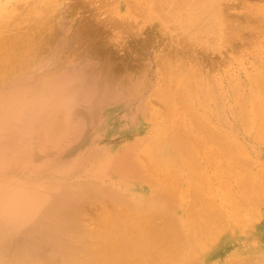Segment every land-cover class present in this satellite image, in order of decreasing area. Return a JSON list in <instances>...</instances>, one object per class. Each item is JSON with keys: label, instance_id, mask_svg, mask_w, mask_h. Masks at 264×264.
I'll use <instances>...</instances> for the list:
<instances>
[{"label": "rangeland", "instance_id": "obj_1", "mask_svg": "<svg viewBox=\"0 0 264 264\" xmlns=\"http://www.w3.org/2000/svg\"><path fill=\"white\" fill-rule=\"evenodd\" d=\"M0 38V264H264V0H0ZM219 93L245 134L212 120ZM128 155L143 183L117 172ZM208 210L217 238L194 234Z\"/></svg>", "mask_w": 264, "mask_h": 264}, {"label": "bare ground", "instance_id": "obj_2", "mask_svg": "<svg viewBox=\"0 0 264 264\" xmlns=\"http://www.w3.org/2000/svg\"><path fill=\"white\" fill-rule=\"evenodd\" d=\"M3 37V36H2ZM21 38V37H20ZM1 39V38H0ZM5 39V38H4ZM70 40V39H69ZM10 43V42H9ZM1 45V44H0ZM16 45V44H15ZM17 45H19V44H17ZM6 46H7V43H6ZM12 46V45H11ZM8 48V47H7ZM185 77V76H184ZM177 79H179V78H177ZM182 79V78H181ZM174 81H175V79H174ZM182 81V80H181ZM185 81H187V80H184V82ZM184 82H182V83H184ZM172 83H173V80H172ZM179 83H181L180 82V80H179ZM261 85L262 84H264V82L261 80L260 82H259ZM249 84V83H248ZM254 84V83H253ZM173 85V84H172ZM188 85V84H187ZM202 86H203V84H202ZM253 86V85H252ZM173 87V86H172ZM154 88V87H153ZM171 88V87H170ZM175 88V87H174ZM178 88V87H177ZM258 88V87H257ZM172 89V88H171ZM215 89V88H214ZM175 90V89H174ZM184 90H185V88H184ZM236 90V89H235ZM234 90V91H235ZM211 91V90H210ZM217 90L215 89V92H216ZM229 91H231V90H229ZM261 91V90H260ZM157 92H160L159 90L157 91ZM148 94H149V92H147ZM176 93V92H175ZM185 93V92H184ZM194 93V92H193ZM196 93V92H195ZM179 94V93H178ZM190 94V93H189ZM199 94V93H198ZM244 94H245V92H244ZM165 95V94H164ZM193 95H196V94H193ZM214 95V94H213ZM142 96V95H141ZM153 96V95H152ZM163 96V95H162ZM161 96V97H162ZM200 96V95H199ZM225 96V95H224ZM247 96V95H246ZM164 97V96H163ZM177 97V96H176ZM175 97V98H176ZM179 97V96H178ZM216 98H213V99H215L216 100V102L217 101H219V99H220V102H217L216 103V107L211 111L212 112V115H211V118H212V120H216V121H218L219 122V124L220 125H223V126H225V127H227V126H229V128L231 129V134H232V132L233 131H235L236 132V135H238L239 136V134L241 135V131H242V133L243 134H245L246 133V128H245V124H246V119H245V117H244V115L242 114L241 116L240 115H238L237 113H238V111H235L236 112V114L233 112V109H232V107H230L229 108V106H225V105H223V103H222V99H223V97H222V95L219 93V94H216V96H215ZM254 98V96L253 95H251L250 97H249V95H248V99H253ZM152 98V97H151ZM160 98V97H159ZM158 98V99H159ZM165 98V97H164ZM175 98H173V99H175ZM181 98V97H180ZM194 98V97H193ZM208 98H209V95H208ZM247 99V98H246ZM144 100V99H143ZM192 100V99H191ZM175 101V100H174ZM177 101V100H176ZM165 102H166V100H165ZM178 102H179V99H178ZM177 102V103H178ZM200 102H202V101H200ZM237 102H239V104L241 105V107L244 105L243 104V102L239 99ZM236 102V103H237ZM256 102V101H255ZM204 103V102H203ZM179 104V103H178ZM205 104V103H204ZM210 104V103H209ZM247 104V103H246ZM256 104V103H255ZM161 105V104H160ZM183 105V104H182ZM195 105V104H194ZM197 105V104H196ZM210 106H211V104H210ZM231 106V105H230ZM246 106V105H245ZM249 106V105H248ZM148 107V106H147ZM203 107V106H202ZM236 107V106H235ZM244 107V106H243ZM149 108V107H148ZM180 108V107H179ZM182 109L184 108V107H181ZM207 109V108H206ZM208 109H209V107H208ZM179 110V109H178ZM177 110V111H178ZM181 110V109H180ZM184 110V109H183ZM241 110V109H240ZM240 110H239V112H240ZM245 110V109H244ZM243 109H242V111H244ZM199 111V110H198ZM203 111H204V109H203ZM181 112V111H180ZM186 112H189V111H186ZM200 112V111H199ZM183 113V112H182ZM184 114V113H183ZM187 114H189V113H187ZM205 114V113H204ZM252 114L255 116V115H258V113H256V111L254 112V111H252ZM158 115V114H157ZM162 115V114H161ZM186 115V114H185ZM180 116H182L183 117V115L182 114H180ZM180 116H179V119H180ZM226 117V118H224L223 119V117ZM148 117V116H147ZM263 117V116H262ZM190 118V117H189ZM206 118H207V116H206ZM205 118V119H206ZM253 118H256V117H253ZM147 119V118H146ZM159 119V118H158ZM162 119V118H161ZM182 119V118H181ZM181 119H180V121H181ZM249 119H250V117H249ZM171 120V119H170ZM173 120V119H172ZM178 121V120H177ZM184 120L182 119V121H181V123L183 122ZM186 121V120H185ZM254 121H256V120H254ZM159 122V121H158ZM170 122V121H169ZM249 122V121H248ZM155 123V122H154ZM180 123V124H181ZM174 124V123H173ZM179 124V123H178ZM179 124V125H180ZM184 124V123H183ZM188 124V123H187ZM247 124H250V123H247ZM261 124H263V123H261ZM154 125V124H153ZM182 125V124H181ZM180 125V126H181ZM258 126H259V124H257ZM191 126V125H190ZM248 126V125H247ZM250 126V125H249ZM156 127V126H155ZM184 127V126H183ZM214 127V126H213ZM159 128V127H158ZM164 128V127H163ZM162 128V129H163ZM179 128V127H178ZM177 128V129H178ZM181 128V127H180ZM197 128V127H196ZM216 128V127H215ZM259 128V127H258ZM176 129V131H179V130H177ZM182 130H183V128H181ZM181 129H180V131H181ZM161 130V129H160ZM172 130V129H171ZM179 131V132H180ZM184 131V130H183ZM255 131V130H254ZM253 131V132H254ZM161 132V131H160ZM169 132V131H168ZM194 132V131H193ZM209 132V131H208ZM258 132V131H257ZM167 133V132H166ZM171 133H173V132H170V135H171ZM178 133V132H177ZM234 133V132H233ZM142 134V133H141ZM187 134V133H186ZM186 134L185 133H182V135L183 136H186ZM199 134V133H198ZM258 134V133H257ZM256 134V135H257ZM178 135H180V134H178ZM192 134H190L189 135V138H190V136H191ZM211 135H212V133H211ZM211 135H208V137H206V139L204 140V139H201L200 138V141L201 142H203V143H208V142H210V139H213L212 138V136ZM230 135V134H229ZM229 135H227V137L229 136ZM139 136V135H138ZM151 136V135H150ZM157 137H160V136H158L157 135ZM157 137H155V138H157ZM172 137V136H171ZM176 137V136H175ZM186 137H188V136H186ZM256 137H258V136H256ZM173 138V137H172ZM154 139V138H153ZM160 139V138H159ZM169 139H171V138H169ZM168 139V140H169ZM174 139H176V138H174ZM254 141H256L257 139H255V137H253L252 138ZM155 140V139H154ZM203 140V141H202ZM156 142H158V141H156ZM152 143V142H151ZM151 143H149L150 145H151ZM195 143V145L197 144V146L199 147V145H200V143H199V145H198V143L197 142H194ZM202 144V143H201ZM179 146H180V148H181V151H183L184 153H185V149H186V147L185 146H183V145H181V144H178ZM194 145V144H193ZM194 145V146H195ZM145 146V145H144ZM148 146V145H147ZM215 146V145H214ZM146 147V146H145ZM177 148V146L175 145L174 146V149H176ZM195 149H196V147H194ZM200 148V147H199ZM198 148V152L200 153V149ZM143 149V148H142ZM146 149V148H145ZM145 150H143V152H144ZM141 152V151H140ZM139 152V153H140ZM193 152V151H192ZM211 152V151H210ZM213 153V152H212ZM208 154H209V152H208ZM174 155V154H173ZM201 155V154H200ZM215 155V154H214ZM213 155V156H214ZM176 156V155H175ZM207 156V155H206ZM205 156V157H206ZM144 157V156H143ZM194 157V156H193ZM201 157V156H200ZM117 158V157H116ZM145 158V157H144ZM176 158V157H175ZM202 158V157H201ZM207 158V157H206ZM205 158V160H206V163L209 161V159L207 160ZM208 158H210L209 156H208ZM193 159V158H192ZM211 159V158H210ZM128 160H129V162L126 164L127 165V167H128V171H121L120 169H118L117 170V172L119 173V174H122L124 177H129V178H133V179H136V181L137 182H139L140 183V181L143 183L144 182V177L141 175V173L138 171V167L134 164V162L133 161H131L130 160V156L128 155ZM175 161V160H174ZM173 161V162H174ZM214 161V160H213ZM201 162H203V161H201ZM205 162V161H204ZM137 163H139L138 161H137ZM142 163V162H141ZM211 163H213V162H211ZM140 164V163H139ZM186 161L185 160H182V162L179 164V167H181V168H184V167H186ZM197 165V164H196ZM167 166V168H168V170H169V174L168 175H172L173 176V179L172 180H170V178L171 177H169L168 176V179H166V181L164 182V183H162L163 184V190H162V192H160V194L162 195V196H164V197H166V198H168L169 200H173V198H172V195L174 194L172 191V187L173 186H177L179 183H180V181L182 182V181H185V179H182V180H180V177H179V175H180V171H176V167L173 165V164H169V165H166ZM210 166H211V164H210ZM212 166H213V164H212ZM143 167V166H142ZM210 168V167H209ZM212 168V167H211ZM214 168H215V166H214ZM213 170V169H212ZM211 170V171H212ZM150 171V170H149ZM174 173V174H172V172ZM204 171V170H203ZM210 171V170H209ZM116 172V174L118 175V176H120L118 173ZM123 172H125V173H123ZM148 172V171H147ZM184 172H186V170L184 171ZM206 172V171H205ZM209 173V172H208ZM213 173H215L214 171H213ZM185 174V173H184ZM218 175V174H217ZM149 176V175H148ZM147 176V177H148ZM214 176V175H213ZM154 177V176H153ZM210 177V176H209ZM152 177H150V179H151ZM155 178V177H154ZM160 179V178H159ZM216 179V178H215ZM146 180H147V178H146ZM152 180V179H151ZM150 180V181H151ZM188 180V179H187ZM212 180H213V178H212ZM149 181V180H148ZM156 181V180H155ZM191 181V180H190ZM188 182V181H187ZM155 183V182H154ZM190 183V182H189ZM189 183H187V184H189ZM187 184H185V186L187 185ZM192 184V183H191ZM135 190H140L141 191V188H139V185L138 184H136L135 183ZM138 185V186H137ZM123 186H125V185H123ZM157 186V185H156ZM162 186V185H161ZM133 187V186H132ZM130 188H131V186H130ZM174 188V187H173ZM185 188V187H184ZM188 188V187H187ZM132 189V188H131ZM134 189V188H133ZM143 189V188H142ZM122 190V192H124V193H127V194H132V195H136L137 197H142L143 198V195L144 194H142V193H140V194H138L137 193V191H135V193H133V191H131V190H129V188L128 187H124V188H122L121 189ZM144 190V189H143ZM188 190V189H187ZM212 190V189H211ZM139 191V192H140ZM193 191H195V190H193ZM219 191V190H218ZM175 192V191H174ZM202 192H203V190H202ZM137 193V194H136ZM178 193H179V191H178ZM189 193H190V191H189ZM142 194V195H141ZM176 194H177V192L175 193V196H176ZM192 195H196L195 197H196V199H198L197 198V194L198 193H191ZM191 194H190V196H191ZM114 195V194H113ZM134 195V196H135ZM199 195V194H198ZM127 195L125 194V195H122V197L121 198H123V199H121V201H122V203L123 204H125V205H130L131 204V201L129 200V199H127V197H126ZM147 196H149V195H147ZM178 196V195H177ZM200 196H202V195H200ZM204 196V195H203ZM209 196V195H208ZM179 198V197H178ZM181 198H182V196H181ZM191 198H192V196H191ZM180 199V198H179ZM195 198H194V200H196ZM217 199V198H216ZM220 199H221V197H220ZM208 200V199H207ZM219 200V199H218ZM224 200V199H223ZM143 201V200H142ZM158 201H159V198H158V195L157 194H155V195H153L152 196V198L148 201V202H150V203H152V204H155V205H157V203H158ZM203 201V200H202ZM209 201V200H208ZM211 201V200H210ZM225 201H227V200H225ZM141 202V201H140ZM197 202V201H196ZM212 202H213V204H214V201H213V199H212ZM220 202V201H219ZM218 202V203H219ZM173 203V202H172ZM176 203H178V202H176ZM193 203V202H192ZM191 203V204H192ZM133 204V203H132ZM144 204H146V203H144ZM147 204H149V203H147ZM173 204H175V203H173ZM194 204V203H193ZM200 204V203H199ZM198 204V205H199ZM134 205V204H133ZM139 205H141V203L139 204ZM159 205V204H158ZM162 205H164V204H162ZM161 205V207L163 208V206ZM195 205V204H194ZM216 205H217V202H216ZM222 205V204H221ZM154 206V205H153ZM210 206V205H209ZM225 206V205H224ZM119 207V206H118ZM128 207H130V206H128ZM143 207V206H142ZM150 207V206H149ZM160 207V206H159ZM181 207V206H180ZM120 208H122L121 207V205H120ZM147 208V207H146ZM191 208V207H190ZM193 208V207H192ZM119 209V208H118ZM134 209V208H133ZM132 209V210H133ZM137 209V208H136ZM143 209H144V207H143ZM143 209H142V211H143ZM168 209H169V207H168ZM171 209V208H170ZM176 209V208H175ZM226 209V208H225ZM159 210V209H158ZM172 210V209H171ZM170 210V211H171ZM183 210V209H182ZM217 210V209H216ZM135 211V210H134ZM133 211V212H134ZM178 211V210H177ZM206 211H207V209H206ZM126 212V211H125ZM128 212V211H127ZM126 212V213H127ZM175 212H176V210H175ZM214 212V213H213ZM213 212L212 213H210L209 212V210H208V214L207 215H205L204 214V216H205V218H204V223L203 224H201L202 225V228H199V230H198V233H194V234H197L196 236H198V234H215V236L220 232L219 230H221V226L220 227H218V224L220 225V223H221V221H222V223H224L225 224V222H223V218H222V213L220 214V213H216V212H218V210L215 212L214 210H213ZM220 212V211H219ZM120 213H122V216H123V218L125 217V213L123 214V211H121V212H119V216L121 215ZM131 213V212H130ZM152 213V212H151ZM166 213V212H165ZM170 213H172V211L170 212ZM157 214V216H158V214H161V213H159V211L156 213ZM156 214H155V216H156ZM168 215H169V213H167ZM173 214H176V213H173ZM173 214H172V216H173ZM186 214H188V213H186ZM130 215V214H129ZM162 215H164V214H162ZM179 215V214H178ZM182 215V214H181ZM201 215H202V213H201ZM233 215H234V213H229L228 212V218H234L233 217ZM107 217H108V215H106ZM149 216V215H148ZM152 216V215H151ZM150 216V217H151ZM170 216V215H169ZM128 217H131V216H128ZM159 217H160V215H159ZM162 217V216H161ZM165 217H167V215L165 216ZM171 217V216H170ZM176 217V216H175ZM185 217V216H184ZM181 218V217H180ZM225 218H226V216H225ZM117 219V218H116ZM173 219V218H172ZM223 219V220H222ZM66 220V219H65ZM230 220V219H229ZM69 221V220H68ZM108 221V220H107ZM172 221V220H171ZM126 223L128 222V221H125ZM181 222H182V220H181ZM186 222H187V219H186ZM190 222V221H189ZM103 223V222H102ZM152 223V222H151ZM155 223V222H154ZM172 223V222H171ZM228 223V222H227ZM107 224H109V223H107ZM128 224V223H127ZM153 224V223H152ZM157 224V223H156ZM155 224V225H156ZM193 224V223H192ZM104 225V224H103ZM105 225H106V222H105ZM131 225V224H130ZM137 225V224H136ZM136 225H135V227H136ZM160 224L158 223V230L160 229L159 226ZM164 225V224H163ZM171 225H173V224H171ZM180 225V224H179ZM178 225V226H179ZM188 225V224H187ZM200 225V226H201ZM236 225V224H235ZM70 226V225H69ZM68 226V227H69ZM108 226V225H107ZM128 226V225H127ZM138 226V225H137ZM165 226V225H164ZM167 226H169V225H166L165 227H167ZM175 226V225H174ZM82 227V226H81ZM144 227V226H143ZM147 227V226H146ZM162 227V226H161ZM188 227V226H187ZM103 228V227H102ZM131 227H129L128 226V230L130 229ZM139 228V227H138ZM76 229V228H75ZM121 229V228H120ZM164 229V228H163ZM187 229H189V228H187ZM224 229V228H223ZM101 230V229H100ZM107 230V229H106ZM132 230H133V228H132ZM148 231H149V226H148V229H147ZM168 230H170V229H168L167 228V230H164V235H169V237H172L173 235L174 236H176V239L177 238H179L178 236H180V235H188L189 234V232H191L190 230L189 231H186V229H185V232H182L181 231V233L179 232L180 230L178 229V228H171V231H168ZM183 230V229H182ZM228 230H230V229H228ZM88 231V230H87ZM91 231H94V230H91ZM108 231V230H107ZM134 231V230H133ZM142 231V230H141ZM146 231V230H145ZM89 232H90V229H89ZM104 232V231H103ZM109 232V231H108ZM201 232V233H200ZM233 232H239L240 233V226L239 225H236L235 227H233L232 228V230H231V233H233ZM92 233V232H91ZM94 233V232H93ZM106 233V232H105ZM114 233V232H113ZM126 233V232H125ZM140 233H142V232H140ZM192 233H193V230H192ZM192 233H191V235H192ZM86 234V233H85ZM143 234V233H142ZM145 234V233H144ZM79 235H80V233H79ZM93 235V234H92ZM97 235V234H96ZM109 235V234H108ZM124 235V234H123ZM147 235V234H146ZM145 235V236H146ZM41 236V235H40ZM84 236V235H83ZM88 236V235H87ZM127 236V235H126ZM142 236L143 235H139V233H137L136 232V234H129L127 237H126V240L130 243V241L131 240H133V241H135V240H140V241H143V240H141L142 239ZM144 236V237H145ZM151 236V235H150ZM189 236V235H188ZM205 236V235H204ZM214 236V235H213ZM90 237V236H89ZM92 237V236H91ZM97 237H100V236H97ZM147 237V236H146ZM145 237V238H146ZM153 237V236H152ZM151 237V238H152ZM181 237V236H180ZM220 237V236H219ZM101 238V237H100ZM106 238V237H105ZM148 238H150L149 236H148ZM150 238V239H151ZM155 238V237H154ZM182 238V237H181ZM184 238H186V237H184ZM215 238H217V236L215 237ZM79 239V238H78ZM88 239V238H87ZM94 240H95V238H93ZM107 239H108V237H107ZM110 239V238H109ZM204 239V238H203ZM145 240V239H144ZM209 240V239H208ZM215 240V239H214ZM86 241V240H85ZM90 241H92V240H90ZM154 241V240H153ZM183 241V240H182ZM189 241V240H188ZM195 241V240H194ZM211 241H213L212 239H211ZM46 242V241H45ZM79 242V241H78ZM88 242H89V240H88ZM86 243V244H89V246H90V243ZM139 242V241H138ZM144 242V241H143ZM173 242V241H172ZM187 241L185 240V241H183V245H184V248L185 249H187V251H188V248H189V246H188V248H186L187 247V245L189 244H187L186 243ZM139 243H141V242H139ZM145 243V242H144ZM177 243V242H176ZM206 244H207V242H205ZM217 243V242H216ZM81 244V243H80ZM83 244H85V243H82V245ZM94 244V243H93ZM99 244H101V243H99ZM137 244V243H136ZM154 244V243H153ZM180 244V243H179ZM182 244V243H181ZM193 244H195L194 242H193ZM81 245V246H82ZM146 245H148L147 243H146ZM145 244H144V246H146ZM174 245V244H173ZM183 245H181V247L183 246ZM52 246V245H51ZM87 246V245H86ZM86 246H84V247H86ZM94 246V245H93ZM104 246V245H103ZM102 246V247H103ZM167 246V245H166ZM166 246H164V248H166L167 249V247ZM175 246V245H174ZM207 246V245H206ZM91 247V246H90ZM143 247V246H142ZM162 247V246H161ZM192 247H194V246H192ZM198 247V246H197ZM88 248V247H87ZM86 248V249H87ZM98 248H99V246H98ZM178 248V247H177ZM196 248V247H195ZM213 248V247H212ZM74 249V248H73ZM85 249V250H86ZM112 248H110V250H111ZM133 251V252H135L137 249H139V248H137V247H135V245H129V244H127V246L125 247V250H128V251ZM141 249V248H140ZM144 249V248H143ZM156 249V248H155ZM179 249H180V246H179ZM181 249H183V248H181ZM192 248H190L189 250H191ZM51 250V249H50ZM89 250V249H88ZM145 250V249H144ZM206 250H208V249H206ZM91 250H89V252H90ZM92 251H93V248H92ZM96 251V250H95ZM130 251V252H131ZM141 251H142V249H141ZM154 251V250H153ZM174 251V250H173ZM173 251H171V252H173ZM186 251V252H187ZM77 252V251H76ZM88 252V253H89ZM124 252V251H123ZM123 252H121V253H123ZM180 252H181V250H180ZM189 252V251H188ZM192 252V251H191ZM195 252H197V250L195 251ZM83 253H84V251H83ZM86 253V252H85ZM107 253V252H106ZM113 253V252H112ZM149 253H150V251H149ZM174 253V252H173ZM105 254V251H102L101 252V255L99 256V254H98V256H96V257H94V256H92L90 253H89V256H88V258L86 259V257H82L81 259H80V261H78V262H76V264H109V262H108V260L107 259H109V258H106V256L104 255ZM116 254V253H115ZM146 254H148L147 253V250H146ZM151 254V253H150ZM177 254V253H176ZM202 254V253H201ZM47 255V254H46ZM74 255V254H73ZM83 255V254H82ZM160 255H162V254H160ZM182 255H184L183 253H182ZM79 256V255H78ZM123 256H125V254H123ZM144 255H142V257H143ZM147 256V255H146ZM151 256H153L152 254H151ZM155 256V255H154ZM153 256V257H154ZM181 256V255H180ZM203 256V255H202ZM109 257V256H108ZM163 257V256H162ZM175 257H177V255L175 256ZM179 257V256H178ZM125 258H126V256H125ZM149 258V257H148ZM184 258H185V256H184ZM189 258V257H188ZM201 258V257H200ZM250 258H252V260H253V262H254V258L253 257H249V259L247 260L248 262H249V260H250ZM130 259V258H129ZM153 259V258H152ZM151 259V260H152ZM164 259V258H163ZM170 259V258H169ZM181 260V258L179 257L178 258V260ZM198 259V258H197ZM171 260V259H170ZM178 260H177V262H178ZM187 260H189V259H182L181 261H179V263H181V264H186L187 262H189V261H187ZM260 260V259H259ZM259 260H258V262H259ZM147 261V260H146ZM174 261V260H173ZM191 261V260H190ZM245 261V260H244ZM148 262H149V260H148ZM147 262V263H148ZM177 262H175V263H177ZM252 262V261H251ZM257 262V263H258ZM132 263V262H131ZM135 263V262H134ZM137 263V262H136ZM173 263V262H172ZM178 263V264H179ZM246 263V262H245ZM256 262H254V264H255ZM138 264V263H137ZM150 264V263H149ZM232 264H235V262L234 263H232ZM242 264H244L243 262H242ZM249 264V263H248Z\"/></svg>", "mask_w": 264, "mask_h": 264}]
</instances>
